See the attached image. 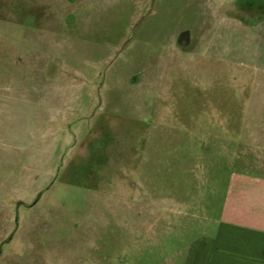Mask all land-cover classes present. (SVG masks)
I'll return each instance as SVG.
<instances>
[{
  "label": "rangeland",
  "instance_id": "rangeland-1",
  "mask_svg": "<svg viewBox=\"0 0 264 264\" xmlns=\"http://www.w3.org/2000/svg\"><path fill=\"white\" fill-rule=\"evenodd\" d=\"M0 15L8 128L28 154L18 171L27 182L53 165L32 157L58 158L26 206L0 194V264L96 251L160 264L140 257L207 233L228 170H264V0H0ZM56 92L72 101L66 147L46 103Z\"/></svg>",
  "mask_w": 264,
  "mask_h": 264
},
{
  "label": "crops",
  "instance_id": "crops-1",
  "mask_svg": "<svg viewBox=\"0 0 264 264\" xmlns=\"http://www.w3.org/2000/svg\"><path fill=\"white\" fill-rule=\"evenodd\" d=\"M204 28H201V34ZM9 34V29L0 27V168L6 171L9 163L17 164L18 167L16 170L13 169L11 182L0 181V194L12 196L13 199L8 200L6 206H26L30 199H24L25 194L38 196L48 188L49 181L56 172L58 158L56 154H52L53 158H46V155L43 159L40 156L34 157L35 159L32 157V163L49 162L53 165L46 168L39 167L36 170L33 166L31 172L33 175H38L27 182L18 171L19 164L24 162L27 152L24 147H19L21 144L16 140L15 133H11L8 128ZM23 95L18 94L17 97H23ZM61 98L62 94L56 92L53 97L48 98L46 103L54 112V123L56 125L60 123L59 127L53 128V136L59 135L60 146L66 147L71 144L73 136L72 126L68 130L72 117V101L70 97V106L67 109V102L63 105ZM58 115L59 121L56 120ZM33 119L34 117L29 118L30 121H34ZM218 192L220 200L215 203L214 199H218ZM161 198V206H169L168 193L166 196L161 194ZM204 206H219L216 214L212 217L209 215L207 233L195 236L184 248L161 251L159 256L155 257L145 254L140 258L151 260L158 257L160 264H264V170L253 168L228 170L223 187L221 190L216 188L213 193H210L207 204ZM168 243L169 241H166L165 244ZM83 258L97 260L85 264H105L103 261L105 257L98 251L88 252Z\"/></svg>",
  "mask_w": 264,
  "mask_h": 264
}]
</instances>
